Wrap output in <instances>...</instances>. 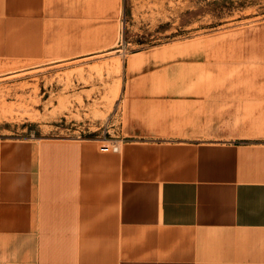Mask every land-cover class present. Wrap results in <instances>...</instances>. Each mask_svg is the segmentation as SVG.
Here are the masks:
<instances>
[{"label": "crops", "instance_id": "1", "mask_svg": "<svg viewBox=\"0 0 264 264\" xmlns=\"http://www.w3.org/2000/svg\"><path fill=\"white\" fill-rule=\"evenodd\" d=\"M116 20L117 0H0V60L98 49ZM172 93L117 152L0 139V264H264V137H204L196 92Z\"/></svg>", "mask_w": 264, "mask_h": 264}, {"label": "rangeland", "instance_id": "2", "mask_svg": "<svg viewBox=\"0 0 264 264\" xmlns=\"http://www.w3.org/2000/svg\"><path fill=\"white\" fill-rule=\"evenodd\" d=\"M95 37V50L0 60V139L120 148L141 133L128 127L142 98L163 92H196L204 137H264V0H117L116 27Z\"/></svg>", "mask_w": 264, "mask_h": 264}, {"label": "built area", "instance_id": "3", "mask_svg": "<svg viewBox=\"0 0 264 264\" xmlns=\"http://www.w3.org/2000/svg\"><path fill=\"white\" fill-rule=\"evenodd\" d=\"M118 149L119 148H117V147H113V148H111V149H108L107 147H100V150L102 151V152H108V151H111V152H117L118 151Z\"/></svg>", "mask_w": 264, "mask_h": 264}]
</instances>
